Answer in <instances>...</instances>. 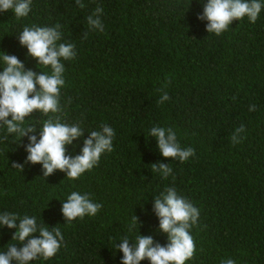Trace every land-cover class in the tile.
I'll return each instance as SVG.
<instances>
[{
	"label": "trees",
	"instance_id": "trees-1",
	"mask_svg": "<svg viewBox=\"0 0 264 264\" xmlns=\"http://www.w3.org/2000/svg\"><path fill=\"white\" fill-rule=\"evenodd\" d=\"M83 2L80 8L75 0H33L29 15L19 19L11 10L0 12V51L17 56L25 69L39 71L19 44L24 27L59 24L63 40L76 45L75 58L64 61L66 83L55 114L85 128L73 141L75 152L68 151L79 154L89 131L102 124L116 132L113 151L76 180L59 170L43 178L39 164L13 168L25 159L27 137L19 145L0 143V213L35 215L64 236L52 258L29 264H119L115 245L128 234L132 215L141 235L165 244L152 207L154 196L171 186L200 210L191 229L194 254L185 264L227 258L264 264V10L255 23L233 20L215 35L197 19L199 0ZM98 5L103 32L86 24ZM163 91L170 100L160 105ZM49 116L33 112L29 122L38 129ZM241 124L243 139L233 144ZM154 125L173 128L195 156L183 163L161 156L148 136ZM158 163H170L172 175L162 179L152 170ZM72 191L87 192L102 208L94 217L64 221L62 202ZM14 231L0 228V251L15 243Z\"/></svg>",
	"mask_w": 264,
	"mask_h": 264
},
{
	"label": "clouds",
	"instance_id": "clouds-1",
	"mask_svg": "<svg viewBox=\"0 0 264 264\" xmlns=\"http://www.w3.org/2000/svg\"><path fill=\"white\" fill-rule=\"evenodd\" d=\"M33 0H0V12L11 10L16 18L27 17L32 9ZM202 12L197 19L206 22L207 33L221 35L229 29L233 20L247 18L255 23L264 10V0H199ZM83 8V0H75ZM103 7L98 5L86 17L89 30L103 32L101 19ZM60 25L28 26L18 35L19 44L26 47L27 54L36 60L35 72L25 69L24 63L15 55L0 51V143L9 139L18 144L24 137L26 153L23 162H13L12 167L20 170L26 164L41 165L42 177L46 178L54 171L65 173L70 180L78 179L82 174L99 164L101 156L113 151L115 129L102 124L98 130H90L79 154L72 151L78 145L76 141L84 136L85 128L81 122L64 123L56 116L61 111V89L65 86V64L76 56V45L63 40ZM88 32L84 33L85 38ZM49 69L44 71L41 69ZM170 100L167 91L160 95L158 104ZM256 105H250L249 111H255ZM33 112L49 116L37 129L30 123ZM29 117V119H25ZM38 132V136L35 134ZM245 132L241 124L231 134V142L239 144ZM148 136L154 137L161 156L183 163L195 156L191 146L182 147L176 131L171 127L154 125L148 130ZM152 170L166 179L173 173L170 163L152 164ZM102 208L85 192H70L62 202L61 212L64 221L71 222L85 216L94 217ZM152 210L158 218V231L165 235L166 243L156 242L152 235H141L137 217L132 215L128 221V234L122 236L115 245L120 256L119 264H185L193 257L195 246L191 229L197 224L200 210L186 197L180 195L176 187H167L154 196ZM0 228L14 229L7 248L0 251V264H29L37 259L52 258L61 248L64 236L59 227L49 228L38 221L35 215H23L14 212L0 213ZM134 233V237L131 235ZM27 238V242L25 240ZM20 245V247H17ZM220 264H236L232 258L221 259Z\"/></svg>",
	"mask_w": 264,
	"mask_h": 264
}]
</instances>
